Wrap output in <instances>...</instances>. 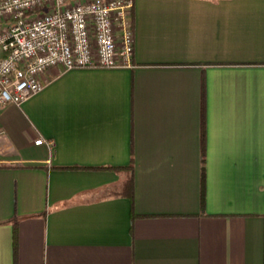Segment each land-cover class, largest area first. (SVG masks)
I'll return each instance as SVG.
<instances>
[{
    "label": "crops",
    "instance_id": "obj_1",
    "mask_svg": "<svg viewBox=\"0 0 264 264\" xmlns=\"http://www.w3.org/2000/svg\"><path fill=\"white\" fill-rule=\"evenodd\" d=\"M130 25V66L0 106V264H264V0Z\"/></svg>",
    "mask_w": 264,
    "mask_h": 264
},
{
    "label": "built area",
    "instance_id": "obj_2",
    "mask_svg": "<svg viewBox=\"0 0 264 264\" xmlns=\"http://www.w3.org/2000/svg\"><path fill=\"white\" fill-rule=\"evenodd\" d=\"M132 6L133 0H0V106L40 92V77L52 67L130 66Z\"/></svg>",
    "mask_w": 264,
    "mask_h": 264
},
{
    "label": "trees",
    "instance_id": "obj_3",
    "mask_svg": "<svg viewBox=\"0 0 264 264\" xmlns=\"http://www.w3.org/2000/svg\"><path fill=\"white\" fill-rule=\"evenodd\" d=\"M129 181H130V180H129ZM129 181L126 183V185H125L126 187H124L127 193L130 192V191H129V187H130V182H129ZM130 193H131V194H129V195L132 196V192H130ZM135 216H136V214L134 213V217H135Z\"/></svg>",
    "mask_w": 264,
    "mask_h": 264
}]
</instances>
